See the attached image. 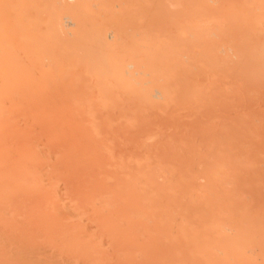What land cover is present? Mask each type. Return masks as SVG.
<instances>
[{
  "label": "bare ground",
  "instance_id": "bare-ground-1",
  "mask_svg": "<svg viewBox=\"0 0 264 264\" xmlns=\"http://www.w3.org/2000/svg\"><path fill=\"white\" fill-rule=\"evenodd\" d=\"M0 264H264V0H0Z\"/></svg>",
  "mask_w": 264,
  "mask_h": 264
}]
</instances>
